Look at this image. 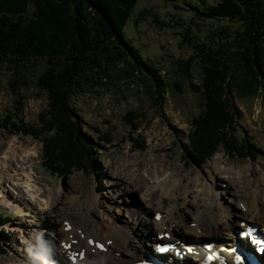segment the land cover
<instances>
[{
	"label": "rangeland",
	"instance_id": "1",
	"mask_svg": "<svg viewBox=\"0 0 264 264\" xmlns=\"http://www.w3.org/2000/svg\"><path fill=\"white\" fill-rule=\"evenodd\" d=\"M203 1L207 5H212L222 0ZM200 2L201 0L140 1L126 34L143 57L155 64L159 71L157 79L165 81L171 88L170 92L165 95L163 104H160L159 94L156 92L157 83L148 71L142 69L143 74L137 76L143 81H139V78L126 79V73L123 71L127 68L125 63L111 68L110 71L113 72L109 73L101 87L86 89L81 96L74 99L81 132L87 134L92 143L98 145V149L96 154L91 155L90 163L84 165L85 168L70 169L69 174L64 177L51 176L42 167L44 139L53 137L51 133H47L43 125L49 109L47 95L37 87L33 75L28 74L30 75L27 77L28 85L23 87L13 80L8 68L1 70L0 162L5 152L3 150L10 140L16 139L15 142L18 148L21 147V152L35 151V157L25 168L32 169L31 176L35 182L31 185H37L36 190L44 192L41 202L38 197L36 202L44 206L45 201L55 199L57 200L54 201L55 205L58 207H53L52 215L38 213L34 216V211H25L34 209L43 212L41 207L26 200L24 194L21 197L14 194L16 189L12 188V184L6 181L3 174L0 178V211L4 218L8 219L2 220L0 232H5L8 237L4 241L0 236V245L3 247L4 244L5 249V254L0 255V264H47V262L60 264L58 261L53 262V257L55 254L64 256L57 248V241L66 238L68 234L63 230L57 231V228L66 219L79 226L95 229L97 232L93 234L100 237L102 229L105 230L103 233L123 229L129 236L135 237L134 248H141L142 229L144 226H150L149 220L154 217L155 211H152L151 216L150 211H146L148 202L145 189L147 190L151 184L148 173H144L147 174L144 182L133 179L129 183L127 180L128 171L133 164H137L133 169L139 170L135 173L139 176L143 169L149 168L146 167L148 162L150 165L156 162L164 164L169 172H174L175 175L178 173L177 176L181 179L187 177L183 182L186 184L185 190L190 189L188 182L192 183L193 180L192 184L197 183L200 188L209 185L207 170L214 165L212 160L216 155H223L222 161L229 170L242 169L248 174L252 173V170H258L260 173L264 171V90L257 95L236 99L240 117L234 116L236 124L230 131L226 128L222 130L223 133L229 132L228 138L233 136L234 144L231 148L236 152L240 151V156L231 157L220 149L205 163L195 158L193 160L192 157V163L186 165L189 153L186 154L185 151L190 145V135L195 130L193 121L202 117L204 112L202 97L189 87V83L199 87L202 85V67L200 57L195 55L196 48L202 45L212 47L218 38L214 36L215 41L212 42L210 34L218 35L221 27L229 28L230 39H234L236 33L242 29L240 23L209 21L199 17L196 19L195 12L191 10L189 4L200 5ZM188 30L191 34H188ZM191 58H195L193 63L186 65ZM232 59L236 61L237 57L233 56ZM187 67L191 74L189 77L183 72L188 69ZM35 68L40 69L41 65ZM96 77H98L96 74L90 75L94 82ZM16 87L19 88L16 89L17 93H14ZM176 88L181 92H177ZM218 107L223 110L224 106L218 104ZM127 120L133 123L130 124ZM21 126L34 129L33 132H38L39 136L18 134L19 131L14 127ZM97 132H111L113 142L103 141ZM242 140L246 142L242 144ZM122 167L124 172L120 170ZM111 171H118L125 179L122 182L126 181L127 184H124V187L119 186ZM225 173L226 176H230ZM242 182L233 184L229 189L230 184L221 178L216 188V191L220 192L214 191V194H220L219 202L231 213L239 211L243 204L238 205V199L226 193L239 189L238 187L244 185ZM223 190L226 195L221 194ZM74 200L77 201L76 208L71 204ZM194 201L192 197L190 204L181 200L180 203L164 202L166 206L180 204L181 213L191 219L188 223L193 227ZM217 203L218 201H215L216 205ZM177 208L178 206L175 210ZM245 212L243 210V213ZM162 215L165 216V213ZM51 216L59 217L58 226ZM135 216L145 222L132 228L138 236L132 234L130 229ZM110 223H113L112 226L107 228ZM76 234L81 240V236ZM223 236L222 241L229 237L224 234ZM145 242L149 243L150 240L145 239ZM30 244H35L37 250H32ZM151 245L152 243L148 245L149 251L152 249ZM49 247L52 249L53 257ZM125 255L129 258L127 254ZM42 257L45 258V262L38 260ZM24 258L29 259L23 261ZM33 259L35 261H32Z\"/></svg>",
	"mask_w": 264,
	"mask_h": 264
},
{
	"label": "trees",
	"instance_id": "2",
	"mask_svg": "<svg viewBox=\"0 0 264 264\" xmlns=\"http://www.w3.org/2000/svg\"><path fill=\"white\" fill-rule=\"evenodd\" d=\"M140 1L0 0V72L8 68L13 80L23 87L28 85L27 77L33 75L49 100L43 125L53 137L44 139L42 155V167L49 175L61 178L70 169H83L96 154L98 145L81 132L74 99L86 89L101 87L113 72L111 68L125 63L126 79L139 81H143L137 76L143 74L142 69L148 71L157 83L160 104L170 92V86L157 79L155 64L143 57L126 34ZM189 7L196 19L240 23L242 29L230 39L229 28L221 27L218 35L210 34L212 42L214 36L218 38L212 47L196 48L202 85L189 83V87L202 97L204 112L193 121L195 130L185 151L189 153L186 165L192 163V157L205 163L220 149L231 157L240 156V151L231 148L233 136L228 138L229 132L222 130L230 131L236 124L234 116L240 117L236 99L264 90V0H222L212 5L201 0L200 5ZM233 56L236 61H232ZM39 65L40 69L35 68ZM183 72L191 76L189 68ZM91 74L98 76L96 82ZM218 104L224 106L223 110ZM14 129L24 136H39L26 126ZM97 133L103 141L113 142L111 132ZM3 219L8 218L0 211V224ZM0 236L4 241L8 237L5 232ZM3 247L0 245V255L5 254Z\"/></svg>",
	"mask_w": 264,
	"mask_h": 264
},
{
	"label": "bare ground",
	"instance_id": "3",
	"mask_svg": "<svg viewBox=\"0 0 264 264\" xmlns=\"http://www.w3.org/2000/svg\"><path fill=\"white\" fill-rule=\"evenodd\" d=\"M15 140L16 139L8 141L6 149L3 150V152H5L3 157H1L0 162V178L3 176V174H5L4 176L6 177V181L12 184L11 186L13 189H16V193H14L13 189L11 190L14 194L19 195L20 197L24 194L26 200L41 207V210H43V212H39L34 209L25 211H34V216H37L38 213H47L52 215L53 207H58V205H55L56 202H54L57 200H47L44 202V206L38 205V203L36 202L37 197L39 202H41L40 199L43 198L44 192L36 190L37 185H31L33 182H35L34 177L32 178L31 176L32 169L30 170L28 168H25V166L30 163L35 157L36 152L34 151L32 153V151L30 150H23L21 152V147L18 148V144L15 142ZM222 160L223 155H216L212 160L214 165L212 166V168L207 170L209 185L206 184L200 188L196 185L197 183L192 184L194 181L193 180L192 183L191 181L188 182L190 189L187 190H185L186 184L183 183L185 182V180H187V177L181 179V177L177 176V172V175H175L174 172H169L164 164L156 162L155 164L150 165L149 162H144L146 163V167L149 166V168H145V166L143 165V168H145V170L143 169L141 171L140 176L138 174H135L139 170L133 169V167H136L137 164H133L132 168L128 171L129 178L127 180L129 183L130 180L133 179H136L138 181L141 180V182H144V177L145 175L147 176V174L144 175L145 172L149 175L148 180H151V184L148 186V189H145V196L148 202L146 211H150V216L152 214V211H155V215L165 213V216L161 222L155 220L154 215V217H151L152 219L149 220L150 226H144V228L142 229L143 239L140 238L141 248H134L133 242L135 237L129 236L124 232L123 229H115L114 231L109 230L108 233H103L105 230L102 229L100 232V237L96 234H93L97 232L95 229H90L88 226H79L77 224H74V222L70 219L64 220L60 225L59 217L51 216V219L55 221L56 225L58 226L59 224L57 231L63 230L68 234L66 238H61L57 241V248L64 256H58L55 254V257H53L52 249L51 247H49L50 254H52V257L54 258L53 262L60 261L62 264H73V259H76L75 264H138L148 252L146 245H150L153 241L155 242L156 246L158 243V236L166 233H170L172 235L171 241L178 240L176 243L181 247L183 246V244L181 240H179L180 233L182 234L185 232L187 234H192L195 238L203 239V241L205 242L209 238L216 239L215 242L221 241L223 234L229 235V237L225 238L224 245L228 246L227 248L230 249L233 244L236 243V234L234 232L236 226H238L240 222H253L257 224L260 227V231L263 232L264 171L260 173L258 170H252V173L250 174H248L246 170L242 171V169L237 170L231 168L230 171ZM120 166H122V164ZM120 170L124 172V167H122V169ZM225 172H227V174H230V176H226ZM111 173H113V177L118 181L119 186L124 187V184H127L126 181L122 182V180L125 179L120 176V173L118 171H111ZM221 178L227 180V182L230 184L229 189H231L233 184H236L237 182L239 183V181H243L241 184L244 185H241V188L238 187L239 189H236L234 192L230 191L226 193L231 194L235 198H237L238 205H240L241 203L243 204V207L239 208V211H237L236 213H231L230 210L224 207L223 203L219 202L220 194H214V191L220 192L216 191V188H218V182ZM255 179L258 180L256 181ZM183 192L185 193L182 195ZM221 194L226 195L224 193V190ZM192 197L195 200L192 204V209L195 210V218L192 221V224H195L194 227H191V224L188 223L191 221V219L181 213L180 204L176 205L178 206V208L175 210L176 206L169 205L171 206L169 207L166 206L164 202L173 201L180 203L181 200L183 202L186 201L188 202V204H190L189 201ZM215 201H218L217 205L215 204ZM76 202L77 201L74 200V202L71 203L72 207L76 208ZM243 208H246L245 213H243ZM144 212L145 210L143 211V213ZM139 218L140 217L135 216L131 222V233L135 236L138 235H136L132 228H135L139 224L145 223ZM42 224L46 223L42 222ZM112 224L113 223H110L106 227L110 228ZM199 229L203 230L204 233L193 234V232ZM76 233L81 236V240ZM149 238H151L150 242L146 243L145 239ZM135 240L137 241V239ZM96 241H104L106 245L109 244L107 246L108 250L106 254L101 253L97 246L92 245L91 242L96 244ZM218 245L219 244L216 243V248L218 247ZM30 248L32 250H37L38 247L34 244L30 246ZM152 252L153 251H150L151 254ZM67 254H71L69 259L66 258ZM125 254H127L129 258H127ZM221 255L223 254L221 253ZM24 256L28 257L25 254ZM91 256H94L93 259H90ZM116 256H118V258ZM228 256L229 258H227V263L230 259L231 261L233 259L230 254H228ZM27 259L24 258L23 261H26ZM44 259L45 258L42 257L41 260H38L41 262H45ZM32 261L35 260L33 259ZM172 261V259H169L170 263H172ZM193 261H195L197 264H201V260L193 259ZM173 263L181 264V261L179 259H174ZM47 264L51 263L47 262ZM231 264L233 263L231 262Z\"/></svg>",
	"mask_w": 264,
	"mask_h": 264
},
{
	"label": "snow or ice",
	"instance_id": "4",
	"mask_svg": "<svg viewBox=\"0 0 264 264\" xmlns=\"http://www.w3.org/2000/svg\"><path fill=\"white\" fill-rule=\"evenodd\" d=\"M189 251H192V249H189Z\"/></svg>",
	"mask_w": 264,
	"mask_h": 264
}]
</instances>
